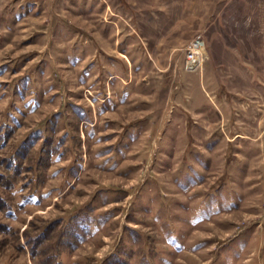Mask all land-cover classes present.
Wrapping results in <instances>:
<instances>
[{"label":"rangeland","instance_id":"1","mask_svg":"<svg viewBox=\"0 0 264 264\" xmlns=\"http://www.w3.org/2000/svg\"><path fill=\"white\" fill-rule=\"evenodd\" d=\"M24 140L0 264L49 223L61 264H264V0H0V168Z\"/></svg>","mask_w":264,"mask_h":264},{"label":"trees","instance_id":"2","mask_svg":"<svg viewBox=\"0 0 264 264\" xmlns=\"http://www.w3.org/2000/svg\"><path fill=\"white\" fill-rule=\"evenodd\" d=\"M27 140H24L21 147L17 149L15 152V155L13 156V159L11 157L8 159L10 161H7L8 164H3L0 168V186L5 190L4 195L5 198H2L0 196V211L3 210L5 213H9L12 211V205H9V203L13 202L12 199V193L11 190L14 189V185L16 184V168L17 165L19 164V156L21 157L26 155V144ZM49 142V139L47 140V145ZM46 142L42 144L40 148V153L43 156V159L47 161L53 154L54 151H50V149H46ZM55 154V153H54ZM40 161V159H38ZM43 161V160H42ZM13 172L12 174L10 172ZM6 176V177H4ZM7 199V200H6ZM58 227V224L56 223H49L47 225H44L43 227H39V229L34 233H24L23 238L25 239V242L21 244L18 247V250H21L22 253L28 254L30 257L34 258H39L38 262L35 264H61L59 256L60 253H54V254H49V252H55L58 248L62 247L67 250H72V248L77 244V232L79 228H76L75 225L70 226V231H62L61 233L58 234L56 242L51 244L52 248L50 251V246L47 245V242H51L50 236L56 231ZM10 232L11 230L8 229L7 227H0V232L2 231ZM25 232V231H24ZM66 237V238H65ZM65 238V239H63ZM77 239V240H76ZM46 244V245H45ZM26 247H29V250L27 252H24L26 250Z\"/></svg>","mask_w":264,"mask_h":264}]
</instances>
